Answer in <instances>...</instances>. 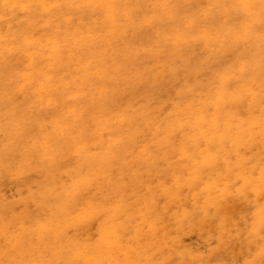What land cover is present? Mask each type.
I'll use <instances>...</instances> for the list:
<instances>
[{"label":"rangeland","instance_id":"rangeland-1","mask_svg":"<svg viewBox=\"0 0 264 264\" xmlns=\"http://www.w3.org/2000/svg\"><path fill=\"white\" fill-rule=\"evenodd\" d=\"M200 2L187 3V7H200L192 8L196 20L212 12L206 21L209 18L213 30L209 47L193 61L184 57L191 43L175 44L166 36V30L178 27L179 11L166 19L152 0L144 1L128 20L119 19L108 47L98 39L75 41L62 21L58 27L45 24L39 13L32 17L38 26L29 27L32 20L25 21L26 14L19 7L0 19V264H264V61L244 73L232 67L248 55L264 60V23L248 36L232 38L226 29L237 27L239 10L209 7L211 0ZM184 9L185 4L181 12ZM147 14L161 18H153L148 25L143 22ZM103 30V36L110 31ZM135 43L144 50L136 53L137 59L132 56ZM101 55L106 58L102 69H106L92 66L85 71L82 66L89 58L100 61ZM222 66L238 78L252 76L256 85L251 92L257 97L247 103L240 91L234 104L225 100L221 129L210 136L213 129L206 124L202 139L196 117L205 107L206 114L214 113L208 89L216 86L215 73ZM43 89L50 91L48 98H39ZM199 92L202 98L198 99ZM53 95L80 108L67 117L68 127H74L70 138L78 144L70 152L65 148L74 143L46 148V140H41L40 147L34 142L41 128L39 122L34 123L43 118L47 104L54 106L56 98L49 101ZM245 107L248 113L229 124L228 113H242ZM51 121L46 117L48 126ZM76 124L87 133L84 143L76 138ZM47 128L41 135L47 140L60 135ZM57 154L73 155V160L65 163ZM82 154L98 159L91 163ZM73 169L76 173L69 174ZM111 209L118 219L116 242V237L102 232L105 214Z\"/></svg>","mask_w":264,"mask_h":264},{"label":"bare ground","instance_id":"bare-ground-1","mask_svg":"<svg viewBox=\"0 0 264 264\" xmlns=\"http://www.w3.org/2000/svg\"><path fill=\"white\" fill-rule=\"evenodd\" d=\"M144 1H146V0H0V19L4 16V15H6V14H8V13H11V12H14L15 11V9L16 8H20L21 10H22V12L23 13H25L26 14V18H25V21L27 20V21H31L32 20V22L31 23H29L28 22V25H29V27H31V26H34V27H37L38 26V23L37 22H34L33 23V19H32V17L35 15V14H40V15H43L44 16V19L42 20V22H45V24H55L57 27H58V25H57V23L59 22V20L60 21H62L63 22V24L62 25H66L65 26V29H67V31L70 33V34H72L71 36L73 37L74 36V38H75V41H80V43H81V39H82V41H83V39L84 38H87V39H90V40H93V39H98V40H101L102 42H103V44H104V47H108V45H110L111 44V40H114V39H111L110 37H112V35H114L113 33H114V26H115V24L119 21V19H120V22H121V20L122 19H129L128 18V16L129 15H131L132 13H134V12H136V11H138L139 9L141 10L142 8L140 7L139 8V6H141L142 5V3L144 2ZM149 1H151V0H148V2ZM161 1V2H160ZM175 1V2H174ZM194 1L195 0H152V2H153V7L154 6H158V8L157 9H161L162 10V13L160 12V14H164V15H166V16H164V18L166 17V19L167 18H171L172 17V14H173V12H174V10H177V11H179V15H180V18H179V20H180V22H179V24H178V27L177 28H175V26H174V31H172V30H166V36L171 40L172 39V43L174 42L175 44H181L180 42H182V41H186L187 42V44L188 43H191L192 45L190 46L192 49H188V51L186 50L185 52H184V55H181V57L182 56H184V57H186L187 59H189L190 60V58H191V60L193 61V60H196L197 59V57H199V58H201L202 57V55H203V52L202 51H204L205 49V47H209V45H210V40H211V36H212V32H211V30H213L211 27H210V25L208 24V19H207V21H206V18L207 17H210V14L212 13H209V11H204V13H206L207 14V12L209 13V16H207V17H205L204 15V18L203 19H199V20H196L195 18H198V17H195L194 16V12L196 11L195 9H192L193 7H195V8H198L199 6H197L196 4L195 5H193L191 8H189V7H187V3H194ZM200 1H202V0H199V2ZM174 2V5H175V9H173L172 7H171V4ZM146 3V2H145ZM201 3V2H200ZM149 4V3H148ZM147 4V5H148ZM183 4H185V7H186V9H184V10H182V12L184 11V13H185V11H191L192 10V14H184V13H182L181 12V10H180V8L182 7V5ZM144 5H146V4H144ZM150 6H152V5H150ZM197 6V7H196ZM201 6V5H200ZM215 6H217L216 8H218V6H222V8L223 9H227L228 7H233V8H236V9H238L239 10V12H240V14H238V16H237V19H239V21H238V23L236 24L237 25V27L236 28H231V29H228V32H227V29H226V33H228L230 36H232V38L233 37H235V36H239V35H244V36H248L251 32H254V31H258V26L260 25V24H263L264 23V0H211V2H210V4H209V7H215ZM146 7H148V6H146ZM200 8V7H199ZM151 10H152V8H150ZM150 9H149V11H150ZM159 9V10H160ZM205 9V8H204ZM160 10V11H161ZM210 10V9H209ZM220 10V9H219ZM218 10V11H219ZM148 11V12H149ZM158 11V10H157ZM213 11H215V10H213ZM225 11V10H224ZM223 11V12H224ZM140 12V11H139ZM139 12H138V14H139ZM142 12V11H141ZM140 12V13H141ZM216 12H217V10H216ZM201 13V12H200ZM218 13V12H217ZM219 13H221V11L219 12ZM138 14H137V16H138ZM184 14V15H183ZM202 14V13H201ZM201 14H199L198 16H202ZM213 14H214V12H213ZM85 16H87L86 18L87 19H85ZM159 16V15H158ZM157 16V17H158ZM230 16V15H229ZM156 16H155V18H157ZM160 17V16H159ZM158 17V18H159ZM195 17V18H194ZM144 18V20H143V22H145V23H149L150 22V20H152L153 18H154V16H152V15H149V14H147L146 16H144L143 17ZM154 18V19H155ZM161 18V17H160ZM137 19V18H136ZM7 20V19H6ZM35 20V19H34ZM37 20V19H36ZM142 20V19H141ZM140 20V21H141ZM160 21H161V19H159ZM168 21V20H167ZM196 21H198V23L196 24ZM119 22V23H120ZM134 22V21H133ZM104 23V24H103ZM125 23H126V21H125ZM60 24V23H59ZM106 24V25H105ZM131 24H132V22H131ZM152 24V23H151ZM155 24V23H154ZM231 26H232V23H229ZM228 24V25H229ZM1 25V24H0ZM48 25H46V26H48ZM122 25V24H121ZM148 25H150V24H148ZM174 25H176V24H174ZM6 26V25H5ZM52 26V25H51ZM123 26H125V25H123ZM168 26H169V24H168ZM219 26V25H218ZM67 27V28H66ZM109 28L110 29V33L109 32H107L108 34H105V36H103V34L102 33H104V28ZM12 28V27H11ZM56 28V27H55ZM214 28V27H213ZM227 28V27H226ZM3 29V28H2ZM5 29V28H4ZM3 29V30H4ZM60 29V28H59ZM62 29V28H61ZM65 29H63V31L65 30ZM172 29V28H171ZM11 30V29H10ZM56 30H57V28H56ZM133 30V29H132ZM225 30V29H224ZM223 30V31H224ZM12 31H14V30H12ZM54 31H55V29H54ZM103 31V32H102ZM16 32V31H15ZM18 32V31H17ZM16 32V33H17ZM56 32V31H55ZM66 32V31H65ZM119 32H121V30L119 31ZM123 32V31H122ZM215 32V31H214ZM6 33V32H5ZM19 33V32H18ZM117 33V32H116ZM126 33H127V31H126ZM20 34V33H19ZM19 34H16L17 35V37H18V35ZM54 34V33H53ZM124 34V33H123ZM252 34V33H251ZM65 35V34H64ZM164 35V34H163ZM255 35H257L256 33H255ZM7 36H9V35H7ZM7 36H6V38H7ZM12 37H14L13 35H11ZM21 36H23V35H21ZM20 36V37H21ZM33 36V35H32ZM69 36V35H68ZM115 36H116V34H115ZM223 36V35H222ZM19 37V38H20ZM30 37L31 36H29V37H27V39H28V42L30 43L31 42V40H32V38H31V40H30ZM65 37H67L66 35H65ZM228 37V36H227ZM254 37V36H253ZM9 38V37H8ZM39 38H41V37H39ZM53 38V37H52ZM70 38L71 37H69V38H67V39H69L70 40ZM164 38V37H163ZM236 38V37H235ZM234 38V39H235ZM13 39V38H12ZM16 39V38H15ZM48 39V38H47ZM54 39V38H53ZM67 39H65L66 41H67ZM221 39V38H220ZM226 39V38H225ZM237 39V38H236ZM1 40V39H0ZM43 40V39H42ZM64 40V41H65ZM72 40H74L73 38H72ZM86 40V39H85ZM96 40H94V41H96ZM122 40V39H121ZM120 40V41H121ZM252 40H253V38H252ZM34 41V40H33ZM32 41V42H33ZM44 41V40H43ZM54 41V40H53ZM123 41V40H122ZM13 42V41H12ZM16 42H17V40H16ZM31 42V43H32ZM36 42H39V41H37L36 40ZM48 42H49V39H48ZM52 41L50 40V43H51ZM88 42V41H87ZM97 42V41H96ZM45 43V42H44ZM46 43H47V41H46ZM65 43H67V45H68V42H65ZM82 43H84V42H82ZM89 43V42H88ZM94 43V42H93ZM140 43H142V42H140ZM183 43V42H182ZM245 44L246 43H248V42H244ZM11 44V43H10ZM34 44V43H33ZM32 44V45H33ZM39 44H40V42H39ZM52 44V43H51ZM70 44V43H69ZM72 45H73V43H71ZM75 44V47H76V43H74ZM85 44H86V42H85ZM101 44V43H100ZM29 45V44H28ZM31 45V44H30ZM41 45V44H40ZM47 45H48V43H47ZM71 45V46H72ZM90 45V44H89ZM89 45H88V47H89ZM121 45H122V43H121ZM189 45V44H188ZM2 46H4L3 44H2ZM5 46H7V45H5ZM4 46V47H5ZM57 45H55V47H56ZM91 46V45H90ZM155 46V45H154ZM178 46V45H177ZM180 46V45H179ZM185 46V45H184ZM4 47H2V48H4ZM47 47V46H46ZM68 47V46H67ZM157 47V46H156ZM174 47H175V45H174ZM189 47V48H190ZM239 47V46H238ZM240 47H241V45H240ZM70 48V47H69ZM77 48V47H76ZM84 48V47H83ZM82 48V49H83ZM124 48V47H123ZM146 48V47H145ZM144 48V49H145ZM155 48V47H154ZM242 48V47H241ZM7 49V48H6ZM55 48H53V50H54ZM92 49V48H91ZM102 49V48H101ZM158 49V48H157ZM157 49H155V50H157ZM204 49V50H203ZM1 50V49H0ZM8 50V49H7ZM11 50V49H10ZM25 50V49H24ZM47 50V49H46ZM50 50V49H49ZM52 50V49H51ZM95 50V49H94ZM104 50V49H103ZM125 50V49H124ZM140 50H141V52H142V50L143 49H141V48H139V46H138V43H135L134 44V49L132 50V56H134V57H136V59H137V55L138 54H136L137 52L138 53H140ZM155 50L153 51V53L155 52ZM181 50V49H180ZM4 51V50H3ZM9 51V50H8ZM59 51V50H58ZM70 51H71V49H70ZM74 51V50H73ZM76 51V50H75ZM74 51V52H75ZM78 51V50H77ZM77 51L75 52V53H77ZM96 51V50H95ZM114 51V50H113ZM128 51V50H127ZM144 51V50H143ZM245 51V50H244ZM49 52V51H48ZM55 52H56V50H55ZM88 52V51H87ZM91 52H92V50H91ZM108 52V51H107ZM129 52V51H128ZM157 52V51H156ZM175 52V51H174ZM177 52V51H176ZM2 53V52H1ZM90 53V52H89ZM183 53V52H182ZM181 53V54H182ZM247 53V52H246ZM245 53V54H246ZM59 54V53H58ZM69 54H72V53H70L69 52ZM82 54V53H81ZM91 54V53H90ZM126 54V53H125ZM131 54V53H130ZM130 54L128 55L129 56V58H130ZM176 54V53H175ZM204 54H205V52H204ZM3 55H4V53H3ZM77 55H78V53H77ZM77 55L75 56V57H77ZM96 55V54H95ZM97 55H98V53H97ZM104 55H105V53H104ZM258 55V54H257ZM256 55V56H257ZM1 56V55H0ZM6 56V55H5ZM57 56V55H56ZM69 56H71V55H69ZM73 56V55H72ZM102 56V58H103V55H101ZM106 56V55H105ZM126 56V55H125ZM131 56V57H132ZM231 56V55H230ZM229 56V57H230ZM240 56H242V55H240ZM243 56H244V54H243ZM74 57V56H73ZM81 57V56H80ZM91 57V56H90ZM92 57H95V56H92ZM92 57L91 58H89V63L87 62V64H85V66H82L84 69H85V71H87V70H89L92 66L94 67V68H98V69H100L99 67H101V69H102V67H104L105 65H106V62H105V59L106 58H103V59H101L100 61L98 60V58H96V59H94V60H90V59H92ZM112 57V56H111ZM127 57V56H126ZM180 57V58H181ZM246 58L244 59V61L243 62H241V63H238V64H235V65H232V67H233V69H234V71L235 70H237V69H239L240 70V72L241 73H244L250 66H252L253 64H257V63H262L264 60H263V58H256L255 57V59H252L251 58V56L250 55H248V56H245ZM8 58V57H7ZM70 58V57H69ZM77 58H79V56L77 57ZM82 58V60H83V57H81ZM195 58V59H194ZM238 58H239V56H238ZM247 58H248V60H247ZM86 59H87V57H86ZM124 59V58H123ZM69 60V59H68ZM71 60V59H70ZM75 60V59H74ZM87 61V60H86ZM85 61V62H86ZM185 61H186V59H185ZM191 61V62H192ZM84 62V61H83ZM84 62V63H85ZM100 62H102V63H100ZM127 62V61H126ZM226 62H227V60H226ZM74 63V62H73ZM84 63H83V65H84ZM161 63V62H160ZM159 63V64H160ZM80 64H82V62H80ZM135 64H136V62H135ZM187 64H189L188 62H187ZM34 65V64H33ZM136 66V65H135ZM226 66V65H225ZM237 66V67H236ZM81 67V68H82ZM107 67V66H106ZM106 67H105V69H106ZM167 67V66H166ZM236 67V68H235ZM28 68V67H27ZM93 68V69H94ZM133 68H135V67H133ZM136 68H137V66H136ZM30 69H31V67H30ZM80 69V68H79ZM84 69H81V71L82 70H84ZM104 68L102 69V70H105ZM150 69V68H149ZM151 69H153V68H151ZM179 69H181V68H179ZM29 70V69H28ZM154 70H155V68H154ZM164 70H165V68H164ZM175 70V69H174ZM80 71V70H79ZM93 71H95V70H93ZM96 71H97V69H96ZM101 71V70H100ZM181 71V70H180ZM205 71H207V70H205ZM29 72L31 73V71L29 70ZM91 72V71H90ZM155 72V71H154ZM167 72V71H166ZM165 71H164V73H166ZM191 72V71H190ZM203 73H204V71H202ZM79 73H81V72H79ZM93 73V72H92ZM95 73V72H94ZM103 73V72H102ZM157 73H159V72H157ZM172 73H174L173 71H172ZM28 74V73H27ZM83 74V73H82ZM85 74V73H84ZM84 74H83V76H84ZM86 74H87V72H86ZM168 74H169V72H168ZM191 74V73H190ZM200 75H201V73H199ZM102 75V74H101ZM100 75V76H101ZM154 75V74H153ZM156 75V74H155ZM154 75V76H155ZM158 75V74H157ZM165 75V74H164ZM163 74H162V76H164ZM170 75H172V74H170ZM182 75V74H181ZM25 76V75H24ZM174 76V75H173ZM193 76V75H192ZM81 77V76H80ZM87 77V76H86ZM85 77V78H86ZM148 77V76H147ZM157 77H159V76H157ZM198 77V76H197ZM238 77H240V76H237L235 73H232V72H229V71H227V68L226 67H220V69H218L217 71H216V73H215V78H216V86L213 88H210V89H208V93H209V101H211L212 102V105H213V107H214V113H211V114H206V112H207V109H208V107H205V110H203V111H201L200 113H199V115L196 117V125H197V127H198V129L199 130H197V128L195 129V130H197V131H199V137L200 138H206V133H207V130H206V128H207V125H209V127L211 128V129H213L212 130V133L210 134V136H216V134H215V132L217 131V130H220L221 129V127H220V125L219 124H221V119H220V116H221V112H222V104H223V102H225V100L226 101H229L231 104H234V100L237 98V94L240 92V91H242V92H244V95L247 97V103L248 102H251L252 100H254V99H256V97H257V95H256V93H254V92H251V90H253L254 88H255V85L256 84H254L253 83V79H251V78H253L252 76H250L249 74H247L246 75V77L245 76H243V77H245V78H238ZM79 78V77H78ZM77 78V79H78ZM92 78H95V76L93 77L92 76ZM162 78H164V77H162ZM182 78H183V75H182ZM145 80H143L144 81V84H146L145 83V81L147 80V78H144ZM151 79H153V78H151ZM204 80H205V78H203ZM75 80V79H74ZM73 80V81H74ZM108 80V79H107ZM150 79H148V81H149ZM155 80V79H154ZM153 80V83H155V81ZM190 80V79H189ZM207 80H210V79H207ZM174 81V83H176V81L175 80H173ZM172 81V82H173ZM191 81V80H190ZM197 81V80H196ZM147 82V81H146ZM152 82V81H151ZM215 82V81H214ZM257 82V81H256ZM213 83V82H212ZM264 83V82H263ZM148 84V86H149V83H147ZM70 85H71V83H70ZM151 85V84H150ZM88 86V85H87ZM153 86V85H152ZM152 86H151V88H152ZM208 87V86H207ZM15 88V87H14ZM10 91V90H9ZM52 91H54V89H52ZM201 92V91H200ZM200 92H199V96H197L198 97V99L199 98H202L201 96L202 95H200ZM259 92H261V91H259ZM50 93V91H48V90H44L43 89V91L40 93V95H39V98H48L49 97V94ZM263 93H264V91H263ZM81 94V93H80ZM79 94V95H80ZM86 94V93H85ZM105 96V95H104ZM56 98V99H55ZM203 98H205V96L203 97ZM51 99H55V104H54V106H52L53 105V101H51L50 103H49V105H51L52 107H50V106H48V104L45 106V108H47V109H45L44 110V114H43V118L42 117H40V118H38L39 120H36L35 121V123H34V125H36V122H39V125H38V127H40L41 126V128H40V130H39V132H38V134H36L35 136H34V139H35V143H37V146L38 147H40V143H41V140H43V141H47L46 143H44L45 144V147L46 148H49V147H53L55 144H57V143H59V142H67L66 144H68V145H72L73 143V146L71 147V146H69V148H65V150L66 151H69L70 152V150L73 148V147H76V146H78V144L74 141H72L73 140V138L71 137L70 138V136H71V132L73 131L72 129L74 128V127H68V120H67V117L69 116V114L70 113H72V114H74V112L75 111H78L80 108H79V106L77 105V104H75V103H70V102H68L69 100H65L64 102H61V98H59V97H56V96H52V98H50L49 99V101L51 100ZM204 100V99H203ZM202 100V101H203ZM194 100H190L189 101V103H192ZM206 101V100H205ZM195 102H197L198 104L200 103L199 102V100L198 101H196V99H195ZM195 102H193L194 104H195ZM206 102H208V101H206ZM205 102V103H206ZM45 103V102H44ZM60 103H62L60 106H59V104ZM188 103V104H189ZM192 103V104H193ZM202 103V102H201ZM72 104V105H71ZM81 105V104H80ZM199 105H201V104H199ZM196 106H198V105H196ZM81 107V106H80ZM189 107H190V104H189ZM204 107V106H203ZM203 107L201 108V109H203ZM250 107V106H249ZM64 108H68V109H64ZM177 108V107H176ZM175 108V109H176ZM81 112H83V115L81 116V118H84L85 116H86V113L83 111V108L81 107ZM178 111V110H177ZM181 112L183 111V110H180ZM227 111H229V110H227ZM243 112L242 113H240L241 111H233V114H232V112H229L228 113V116L230 117V119H227V121H228V123L229 124H232L233 122H235L236 120L235 119H238L239 117V115H243L245 112H247L248 111V109H246V107L244 108V110H242ZM120 112V111H119ZM80 113V112H79ZM98 113V112H97ZM248 113V112H247ZM174 114V113H173ZM198 114V113H197ZM17 115V114H16ZM96 115V114H95ZM132 115V114H131ZM130 115V116H131ZM194 115V114H193ZM192 115V116H193ZM210 115V117H209V120H208V118L207 119H205V117L206 116H209ZM2 116V115H1ZM172 116V115H171ZM191 116V117H192ZM46 117H48V118H52V121H51V125H49L48 126V123L46 122ZM118 117H120V116H118ZM117 117V118H118ZM183 117V116H182ZM190 117V116H189ZM188 117V118H189ZM190 117V118H191ZM238 117V118H237ZM29 118L31 119L30 121H31V123H32V116H29ZM53 118H57L58 119V121H54L53 120ZM185 118V117H184ZM189 118V119H190ZM115 119H116V117H115ZM120 119V118H119ZM129 119H131V118H129ZM128 119V120H129ZM138 119V118H137ZM168 119H169V117H168ZM192 119V118H191ZM101 120V119H100ZM123 120V119H122ZM127 120V121H128ZM194 120V119H193ZM192 120V121H193ZM168 121V120H167ZM166 121V122H167ZM99 123H97V129H99V131H100V129L102 128V123L100 122V121H98ZM129 122V121H128ZM194 122V121H193ZM82 124L84 123V120H83V122H81ZM122 123V122H121ZM125 123H127V122H125ZM124 123V124H125ZM207 124V125H206ZM112 125H114V124H112ZM123 125V124H122ZM121 125V126H122ZM128 125V124H127ZM127 125H125L126 127H128ZM132 125V124H131ZM77 128V137L76 138H79V139H83V143H84V137H86L87 136V133H84L83 132V130L80 128V126H78L77 124L75 125ZM6 127H7V124H6ZM6 127H4V128H6ZM45 127H49V128H47L45 131H48L49 129H52V134H55V133H60V135L57 137V138H51L50 139V136H49V140H47L45 137H43V136H41L42 135V133H43V129L45 128ZM66 127V128H65ZM108 127V126H107ZM110 127V126H109ZM115 127V126H114ZM194 127H196V126H194ZM89 128V127H88ZM112 128V127H111ZM111 128H109V129H111ZM124 129L123 130H126L125 129V127H123ZM7 129V128H6ZM128 129V128H127ZM210 129V130H211ZM94 130V129H93ZM104 130H105V128H104ZM114 130V129H113ZM121 130V129H120ZM0 131H1V129H0ZM45 131H44V133H45ZM60 131V132H59ZM96 131V130H95ZM94 131V132H95ZM117 131V130H116ZM7 132H8V130H7ZM102 132H103V130H102ZM92 133H93V131H92ZM101 133V132H100ZM104 133H106V132H104ZM117 133H121V132H117ZM129 133H130V131H129ZM132 133H133V131H132ZM102 134V133H101ZM137 134V133H136ZM219 134V133H218ZM221 134V133H220ZM223 134H226V133H222L221 134V136L223 135ZM100 135V134H99ZM109 135V134H108ZM107 135V136H108ZM111 135V134H110ZM130 135V134H129ZM133 135V134H132ZM42 137V138H41ZM103 138H105L104 137V135L102 136ZM101 136H100V139L102 138ZM131 137V136H130ZM139 137H141L140 135H139ZM99 138V137H98ZM97 138V140H100V139H98ZM204 138V139H205ZM106 139H108V138H106ZM105 139V140H106ZM110 139V138H109ZM133 139H135V141L137 140L136 138H133ZM93 140V139H92ZM51 141V142H50ZM95 141V140H94ZM104 141V140H103ZM109 141V140H108ZM137 143V142H136ZM235 146V145H234ZM27 147V146H26ZM88 147V146H87ZM26 151H27V149H25ZM89 151V150H88ZM83 153H87V148L83 151ZM26 155V154H25ZM60 158H62V160L65 162V163H68V164H70L71 163V160H73V155H68V154H57ZM83 155V154H82ZM85 155V154H84ZM83 155V156H84ZM86 156V155H85ZM92 156H94V155H92ZM92 156H86V158H89V160H91V163H94V162H96L95 161V159L97 158L98 159V157H96V158H94V159H92V158H90V157H92ZM227 158V157H226ZM23 160H25V159H23ZM62 160H61V162H62ZM85 160V159H84ZM224 160H227V159H224ZM229 160V159H228ZM231 160V159H230ZM230 160H229V162H230ZM83 161V160H82ZM82 161H81V163H82ZM87 161V160H86ZM16 162V161H15ZM89 162V161H88ZM98 162V161H97ZM8 163H9V161H8ZM77 163V162H76ZM84 163H85V161H84ZM84 163H83V165H84ZM10 164V163H9ZM11 164H12V162H11ZM88 164V166H89V164L90 163H87ZM78 165V164H77ZM92 165H94V164H92ZM13 167V166H12ZM81 167H83V166H81ZM77 169H79V167H76ZM85 169V168H84ZM89 169H90V167H89ZM88 169V170H89ZM226 169V168H225ZM80 170V169H79ZM86 170V169H85ZM241 170H242V168H241ZM70 173L69 174H72L73 173V171H74V169L72 170V171H70V170H68ZM81 171V170H80ZM80 171H77V172H80ZM226 171V170H225ZM75 172V171H74ZM95 172V171H94ZM76 173V172H75ZM73 175H75V174H73ZM79 175V174H78ZM85 175V174H84ZM83 175V176H84ZM71 176V175H70ZM76 176V175H75ZM214 176V175H213ZM75 179V178H74ZM184 180V179H183ZM208 180V179H207ZM75 181V180H74ZM77 181V180H76ZM80 181V180H79ZM82 181V180H81ZM189 181V180H188ZM208 181H210V180H208ZM73 182V181H72ZM182 182L183 181H181V183H180V185H182ZM191 182H193V181H191ZM191 184V183H190ZM66 186V185H65ZM192 186H194V185H192ZM62 187H64V186H62ZM73 188V187H72ZM206 188V187H205ZM63 189V188H62ZM71 189V188H70ZM64 190V189H63ZM62 190V191H63ZM72 190V189H71ZM48 192V191H47ZM67 191H65L64 193H66ZM53 193V192H52ZM206 193V192H205ZM204 193V194H205ZM143 195V194H142ZM143 196H145V195H143ZM140 197V196H139ZM142 197V196H141ZM144 198V197H143ZM143 200V199H142ZM53 201V200H52ZM125 201V200H124ZM124 201H122V202H124ZM127 201V200H126ZM136 201V200H135ZM134 201V202H135ZM138 201V200H137ZM140 201V200H139ZM128 202H129V199H128V201H127V204H128ZM136 205H138V203L136 204ZM206 205V204H205ZM204 205V206H205ZM213 205V204H212ZM126 206V205H125ZM203 206V207H204ZM122 207V206H121ZM135 207V206H134ZM167 207V206H166ZM206 207H208V206H206ZM92 208V207H91ZM117 208V207H116ZM132 209H134V208H132ZM136 209V208H135ZM134 209V210H135ZM207 209H209V208H207ZM133 210V211H134ZM113 210L111 209L110 210V214H105V216H107L106 218H105V220H104V222H103V224H102V226H103V231L102 232H105L106 233V235L108 234V236L111 238L112 236H114V237H116L115 235L116 234H118V233H116L115 235H114V231L116 230L115 228H117L116 227V221L118 220L117 219V216L112 212ZM128 211H130V208H128ZM132 211V210H131ZM232 211H233V209H232ZM126 212H127V210H126ZM135 212H136V210H135ZM228 212H230V210L228 211ZM145 213V212H144ZM226 213V212H225ZM119 214V213H118ZM134 214V213H133ZM135 214H137V213H135ZM124 215V214H123ZM131 216V215H130ZM138 216V215H137ZM122 217H124V216H122ZM144 217V216H143ZM146 217V216H145ZM144 217V218H145ZM124 219H126L125 217H124ZM123 219V220H124ZM122 220V219H121ZM120 220V221H121ZM119 221V222H120ZM144 221V220H143ZM118 222V221H117ZM145 222V221H144ZM123 223V222H122ZM142 225H143V223H142ZM141 226V225H140ZM144 232V231H143ZM105 233H103V234H105ZM144 234H146V233H144ZM142 235V234H141ZM104 237H106L105 235H103ZM147 236H148V233H147ZM146 236V237H147ZM146 237H144L143 236V238L145 239ZM105 238H101V240H104ZM112 240H113V238H112ZM112 240H110L109 239V243L112 241ZM120 240V239H119ZM116 241H118L117 240V237H116V239H115V242ZM103 242H105V241H103ZM108 242V241H107ZM114 242V241H113ZM113 242H111L112 244H116L115 242L113 243ZM106 243V242H105ZM104 243V244H105ZM102 245V244H101ZM110 245V244H109ZM88 245L86 244V247H87ZM90 247V246H89ZM100 247V246H99ZM107 247H109V246H107ZM116 247L114 246V249H115ZM138 248V247H137ZM100 249H102V247L100 248ZM132 250H134V252H135V254H136V251L137 250H135L134 248H132ZM99 252H101V250L99 251ZM109 252V251H108ZM108 252H107V254H108ZM113 252V251H112ZM126 252V250L124 251V253ZM130 252H133V251H130ZM109 253H111V251L109 252ZM123 254V253H122ZM126 254V253H125ZM124 254V255H125ZM127 254H129L128 252H127ZM135 254L133 255V256H135ZM142 254V253H141ZM115 255L116 254H113V256L115 257ZM140 255V254H139ZM112 256V257H113ZM116 258V257H115ZM110 259H112V258H110ZM117 260H118V258H116ZM113 260V259H112ZM93 261V260H92ZM95 261V260H94ZM93 261V262H94ZM119 261V260H118ZM115 263V262H114ZM116 264H118L117 262H116Z\"/></svg>","mask_w":264,"mask_h":264}]
</instances>
